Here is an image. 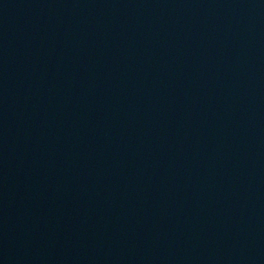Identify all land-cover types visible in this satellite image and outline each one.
<instances>
[{
	"label": "water",
	"instance_id": "water-1",
	"mask_svg": "<svg viewBox=\"0 0 264 264\" xmlns=\"http://www.w3.org/2000/svg\"><path fill=\"white\" fill-rule=\"evenodd\" d=\"M0 264H264V0H0Z\"/></svg>",
	"mask_w": 264,
	"mask_h": 264
}]
</instances>
